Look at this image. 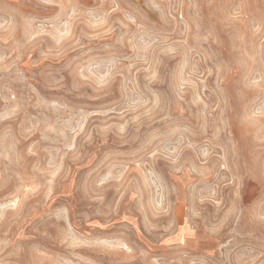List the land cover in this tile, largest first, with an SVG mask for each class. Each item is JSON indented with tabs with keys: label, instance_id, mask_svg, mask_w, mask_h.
Here are the masks:
<instances>
[{
	"label": "rangeland",
	"instance_id": "rangeland-1",
	"mask_svg": "<svg viewBox=\"0 0 264 264\" xmlns=\"http://www.w3.org/2000/svg\"><path fill=\"white\" fill-rule=\"evenodd\" d=\"M0 264H264V0H0Z\"/></svg>",
	"mask_w": 264,
	"mask_h": 264
}]
</instances>
